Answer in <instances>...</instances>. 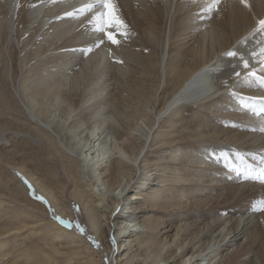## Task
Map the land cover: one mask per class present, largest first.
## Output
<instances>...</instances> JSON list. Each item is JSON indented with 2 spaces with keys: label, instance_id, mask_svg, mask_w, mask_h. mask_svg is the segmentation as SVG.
<instances>
[{
  "label": "bare ground",
  "instance_id": "bare-ground-1",
  "mask_svg": "<svg viewBox=\"0 0 264 264\" xmlns=\"http://www.w3.org/2000/svg\"><path fill=\"white\" fill-rule=\"evenodd\" d=\"M93 2L0 0L8 80L25 118L41 133L23 136L37 138L56 165L33 171L9 164L10 202L30 212L36 210L27 205L45 209L28 198L26 179L63 219L74 221L79 208L88 231L63 227L49 212L53 222L29 212L40 253L17 254L10 264L56 261L62 253L52 245L56 240L69 261L81 256L85 264H264V213L253 211L264 198V114L253 98L264 96V87L232 79L240 69L231 65L239 62L225 56L238 50L253 70L264 66L251 57L253 51L259 56L252 33L264 19V0H248L249 7L222 0L220 11L203 20L198 13L207 0H117L129 38L85 56L73 49L95 41L91 13L76 19L65 13ZM35 38L34 64L29 68L25 56L19 79L17 51L27 53L23 46ZM231 107L236 121L228 119ZM249 166L255 171L245 176ZM218 172L229 176L230 186H220ZM5 183L0 180V188ZM240 203L246 209L227 214L225 208ZM205 208L207 215L197 218Z\"/></svg>",
  "mask_w": 264,
  "mask_h": 264
},
{
  "label": "rangeland",
  "instance_id": "rangeland-1",
  "mask_svg": "<svg viewBox=\"0 0 264 264\" xmlns=\"http://www.w3.org/2000/svg\"><path fill=\"white\" fill-rule=\"evenodd\" d=\"M38 41H40L38 38H35V40L29 42V46L24 47L23 51L27 50L28 52H24L25 54H20L19 50L18 55L15 57V63L17 67V70L19 72V79L22 78L23 73L20 71L21 67L24 66L22 64L24 62V58L26 56L27 62L29 64V68L33 66V54L34 47L38 44ZM3 46L4 44H0V53L3 52ZM30 60V61H28ZM7 59L6 56L3 54H0V131L6 133L4 135H1L0 137V180L6 181V189L4 187L0 188V236L4 235L9 240L7 243H4L3 240L0 241L1 247L0 248V264H10L11 259L14 258L17 254L25 253L26 251H29L33 253L34 251L39 252L41 248L39 246L42 244L40 243L41 240H38V231L35 230L36 223H33L34 217L31 215H28L31 209L25 207V206H19V205H13V203L10 202L9 196L11 193L7 190L8 188V179H6L8 173H10V165L9 164H15V165H26L28 169H31L33 171L38 170L40 167L45 168H51V170H54V167L56 165H53L55 162L53 159H51L47 153H44V150L38 146L40 143L37 138H34L32 140L31 138L27 136H23L26 134H31L32 137H40L41 133L39 134V130H37L35 127H33L28 121L27 117L25 118L24 109L22 105H20V101L17 100V98L14 95V87L12 80H8V70L6 68ZM21 72V73H20ZM39 72V70H38ZM22 75V76H21ZM18 79V81H19ZM245 95L246 94H240ZM252 96H248L250 98ZM240 103V102H239ZM232 114L228 116V119L230 121H236V117L238 118V113L235 112V110L231 107ZM214 116L210 117L212 119H217L216 115L220 114V111L214 112ZM228 114V113H225ZM186 117H190L191 113H186ZM236 116V117H235ZM45 155H47L45 157ZM51 160H50V159ZM48 159V160H47ZM46 162H43V161ZM47 164V165H44ZM57 164V163H56ZM43 165V166H42ZM50 166V167H49ZM52 166V167H51ZM53 168V169H52ZM221 178V182H219L220 186H223L225 188L230 186L228 182H230L229 176L224 175L221 172H218ZM40 175H43L40 173ZM55 181V182H54ZM53 182L54 186L56 187V180H51ZM28 195V194H27ZM29 199L34 201L33 195L29 194ZM18 200L22 203L23 200L21 198V195H19ZM40 201V200H39ZM37 202V201H36ZM41 202V201H40ZM246 202L242 201L241 203ZM239 204V206L232 207L228 210V208H225L227 210V214L229 211L233 213H238V210L241 211L243 209H246L245 204ZM25 204V203H24ZM30 208H33L36 210V212H30V213H36L37 215L43 216L44 219L48 221H52V216L49 213H52L48 210V205L45 203H42V206H45V209L37 208L31 205H27ZM79 209V208H78ZM47 211V212H44ZM208 209L205 208L204 212H202L197 218H202V214H206ZM237 211V212H236ZM206 212V213H205ZM260 213H255L256 216H258ZM204 215V218L206 217ZM30 216V217H28ZM74 221H71L73 224H76L77 222L80 223L83 227L84 224L80 219V213L77 211V208L75 207V215H74ZM19 220V221H18ZM190 222L193 221V218L189 220ZM203 221V220H202ZM53 222V221H52ZM17 225V226H16ZM20 225L24 226V229H21L20 232L15 231V227L18 228ZM37 228V226H36ZM85 228V227H84ZM86 229V228H85ZM252 230V228L250 229ZM194 232V230H190V233ZM86 232L87 229H86ZM196 232V231H195ZM17 233V234H16ZM64 243V241H62ZM8 243L10 244V247L8 246ZM5 244V245H4ZM99 252H102L104 249L101 247L99 243ZM55 245L58 248H62L60 254H56V261H51L49 264H85L86 261L81 260V256H73V260L69 261V255L66 253L65 246L62 247L61 241L56 240ZM7 246V247H6ZM13 248V249H12ZM47 248V251H51L50 247ZM18 252H15V251ZM10 251V252H9ZM10 255H7V254ZM78 258V260H77ZM252 258V257H251ZM19 259L18 261L21 262V264L25 263L24 259ZM78 261V262H77ZM43 264V263H42Z\"/></svg>",
  "mask_w": 264,
  "mask_h": 264
},
{
  "label": "snow or ice",
  "instance_id": "snow-or-ice-1",
  "mask_svg": "<svg viewBox=\"0 0 264 264\" xmlns=\"http://www.w3.org/2000/svg\"><path fill=\"white\" fill-rule=\"evenodd\" d=\"M239 2L245 7H249L248 0H239ZM221 3L222 0H207L206 6L202 8L200 13H198V17L201 20L206 18L210 19L213 14L220 11ZM33 7H35V5H33ZM85 13H91L88 20V25L90 27V30L96 34V38L95 41L88 47L73 49V51H81L85 56H87L94 49L99 48L106 42L113 46H120L122 40L126 41L129 38V26L122 17L117 0H94V2L92 4H89L86 8L81 7L71 13H65V15L76 19ZM252 38L256 44L260 45L259 56L257 55L256 51H253L251 53L252 60L255 61L256 64L264 65V19H259L257 21V26L252 33ZM109 51L111 53V49ZM225 56L229 59L239 62L238 64L234 62L231 65L233 69H240L234 70L232 72V79L239 80L243 78L245 80H256L260 86L264 87V66L260 67L258 72L256 70H253V66L250 65L249 60L246 59L244 54L238 50L227 51L225 53ZM113 60L116 63H123L122 60H116L115 56H113ZM223 87L226 89L231 87L228 80H225L223 82ZM229 94L237 96L236 89L231 88ZM239 99L241 101H244L245 98L243 97V95H240ZM253 102L259 104L258 111L260 114H264V96L253 98ZM253 111H256V109H253ZM260 130L264 131V127H262ZM260 164L262 165V167L259 169L260 174L264 175V157H261ZM254 171L255 169H252L251 166H249L245 170V176H247L249 172ZM24 183L27 185L29 191L32 193L35 199L40 200L42 203L48 205V210L52 212L53 219L56 220L61 226L69 229L75 227L81 234H84L86 232V229L80 223L77 222L76 224H73L71 221H67L60 217L44 197L36 195L33 185L30 184L26 179H24ZM77 211H79L78 208ZM253 211L264 213V198L260 199L257 202V204L253 207ZM89 239H91V237H89ZM92 242L96 244L97 247H99L95 240H93ZM112 243L113 245H115L114 237L112 239Z\"/></svg>",
  "mask_w": 264,
  "mask_h": 264
}]
</instances>
